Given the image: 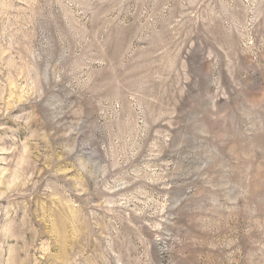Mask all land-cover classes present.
Here are the masks:
<instances>
[{"label": "rangeland", "instance_id": "374dc122", "mask_svg": "<svg viewBox=\"0 0 264 264\" xmlns=\"http://www.w3.org/2000/svg\"><path fill=\"white\" fill-rule=\"evenodd\" d=\"M0 264H264V0H0Z\"/></svg>", "mask_w": 264, "mask_h": 264}]
</instances>
